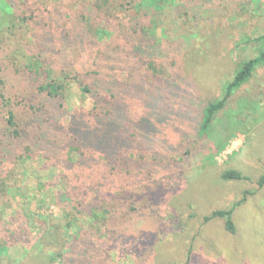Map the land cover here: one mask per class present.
Returning <instances> with one entry per match:
<instances>
[{
	"label": "rangeland",
	"instance_id": "rangeland-1",
	"mask_svg": "<svg viewBox=\"0 0 264 264\" xmlns=\"http://www.w3.org/2000/svg\"><path fill=\"white\" fill-rule=\"evenodd\" d=\"M41 1L54 8V0ZM183 2L187 11L184 18L188 20L176 21L182 26L175 29L168 26L156 30L164 60L161 64L172 78L180 77L177 90L163 89L146 95V99L144 94L135 93L127 98L131 101V118L136 123L144 120L147 131L144 136L137 135L139 147L134 149L133 162L138 166L113 171L100 154L88 165L90 180L102 185V194L137 196L132 200L138 208L137 221L135 226L125 228L127 235L138 238L136 260L122 254L114 256V263L264 264V185H259L264 177V66L234 94L205 135L199 136L195 130L199 108L193 103L197 96L198 105L223 98L225 86L242 62L259 56L264 0ZM59 4L66 12L78 8L71 0H60ZM124 9L110 19L100 13L94 17L101 24L104 20L102 26L108 24L110 31H124L136 21L148 27L155 19L144 11ZM172 11L173 18L177 11ZM61 12L53 13L50 18L56 20L46 26L43 22L40 29V24L34 28L15 21L5 24L0 13V78L8 81V93L14 102L23 101L21 96L29 89L28 81L26 84L17 73L25 58L43 53L57 72L64 66L70 72H85L99 57L96 52L102 44L95 47L92 42H80L69 33L68 22L60 21ZM197 21L203 23L199 26ZM211 29H217V35L205 41L201 32L211 35ZM46 30L48 36L37 50H32L31 36ZM125 66L122 63L121 69L127 77ZM107 72L116 75V71ZM195 84L199 92L194 91ZM67 86V108H94L92 97L83 93L72 78ZM149 99L157 105L150 106ZM133 133H126L128 139ZM228 170L238 171L246 179L226 181L222 175ZM11 172L12 177L6 181L9 191L0 192V242L7 233L21 230L23 221L16 220L21 214L28 219L27 227L33 234L39 235L45 226L47 230L29 249L12 246L0 255V264H54L65 242V223L71 222L74 230L77 225L76 216H66L67 208L59 207L53 197V192H66L69 182L59 179L58 169L41 157L17 163ZM49 182L57 183V188L50 189ZM116 195L109 197L107 204L120 205L117 212L126 215L130 205L126 209L124 204L114 202ZM113 208L117 210V206ZM216 210H232L234 232L226 229L224 219L204 221Z\"/></svg>",
	"mask_w": 264,
	"mask_h": 264
},
{
	"label": "trees",
	"instance_id": "trees-1",
	"mask_svg": "<svg viewBox=\"0 0 264 264\" xmlns=\"http://www.w3.org/2000/svg\"><path fill=\"white\" fill-rule=\"evenodd\" d=\"M17 1L0 0V13L5 24H14L15 21L32 25V28L40 24V29L43 28V22L46 26L56 20L50 17L62 10L60 21L68 22L69 33L72 32L82 43L88 41L95 47L100 44L102 46L96 52L99 57L85 72H70L67 66L57 72L43 53L25 58L27 61L17 70L26 84L28 81L29 89L21 96L25 105H22L23 101L12 100L13 96L9 95L7 89L8 81L0 78V112L5 111V114L0 113V192L9 191L6 181L12 177L11 168L14 165L38 157L48 160L51 166L58 169V178L69 182L65 185L66 192H53L55 203L61 208H67L64 209L66 216L77 217H74L77 221L76 230L72 229L71 222L65 223L62 230L65 242L62 249H58V261L54 264H115L114 256L118 258L122 254H126V257L131 255L135 261L134 246L138 238L132 234L127 235L125 228L135 226L137 221L138 208L132 201L137 196L131 193L130 196L122 197V192L118 195L114 192L102 194V185L90 180L88 170L91 168L88 165L100 154L105 156L106 164L113 171H125L126 167L135 169L138 166H134L133 162L134 149L139 147L137 135L144 136L147 131L144 120L136 123L131 118L128 112L131 101L127 98L135 93L136 96L144 94L146 99V95L159 93L163 89L177 90L180 77L178 79L173 75L172 78L161 64H164V60L156 30L182 26L181 22L177 24L176 21L188 20L184 18L187 16L186 4L183 0H71L77 3L78 8L66 12L60 8V0H54V8L46 7L41 0ZM124 8L141 13L144 11L155 19L148 27H142L141 22L136 21L131 23L129 30L119 31L114 28L110 31L108 24L102 26L104 20L101 24L94 17L100 13L110 19ZM171 9L177 11L173 18L174 11ZM40 17L41 23H36ZM195 18H198L197 14ZM201 23L197 21V25ZM49 31L31 36V40H34L32 50H37ZM210 32L211 35L201 32L205 41L208 36L211 38L217 35V29H211ZM259 41V56L242 62L232 81L225 86L223 98L198 105L197 96L193 102L196 109L199 108V116L196 115L194 120L199 136L205 135L234 94L250 81L258 68L264 66V36ZM122 63L128 69L127 77L122 73ZM108 69L116 71V75L109 74ZM70 78L83 93L92 97L95 105L91 111L67 108L65 100L67 81ZM193 89L199 92L196 84ZM148 102L150 106L157 105L154 100L150 103L149 99ZM129 130L134 133L128 139L126 133ZM128 152H131L130 157L127 156ZM74 174L77 176H72ZM222 178L226 181L246 179L234 170L225 171ZM57 185L54 182L48 183L50 189L57 188ZM259 185H264V177ZM114 194L117 196L114 202L124 204L126 209L130 205L126 215L117 212L120 205H114L117 210L112 205L108 206L107 200ZM232 214V210H216L204 217V221L224 219L226 229L234 232ZM16 220L23 221L21 230L17 228L15 232L5 233L0 242V255H5L14 245L29 249L38 237L46 233V226L42 227L39 235L30 232L28 219L22 214Z\"/></svg>",
	"mask_w": 264,
	"mask_h": 264
}]
</instances>
